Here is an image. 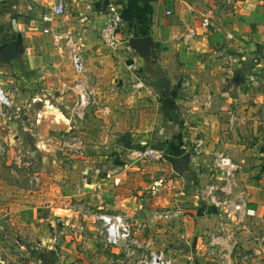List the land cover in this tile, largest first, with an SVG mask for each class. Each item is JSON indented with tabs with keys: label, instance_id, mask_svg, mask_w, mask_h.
Masks as SVG:
<instances>
[{
	"label": "crops",
	"instance_id": "crops-1",
	"mask_svg": "<svg viewBox=\"0 0 264 264\" xmlns=\"http://www.w3.org/2000/svg\"><path fill=\"white\" fill-rule=\"evenodd\" d=\"M66 2V13L45 23L41 16L52 0H0V43L22 42L17 58L0 62V82L23 107L20 117H0V140L8 143L0 159V198L13 197L0 216L15 225L19 244L26 240L28 253L54 250L62 264H140L149 251L108 246L95 217L85 221L88 244L79 251L70 222L81 220L73 205L83 201L94 214H124L139 241L151 239V250L173 264H264V0ZM111 3L124 17L116 48L101 36ZM45 26L73 34L98 91L99 104L81 116L74 114L78 76L71 50L61 42L60 51ZM188 33L193 50L183 43ZM138 37L150 38L149 53L131 46ZM70 128L83 134L85 154L57 165L56 134ZM163 141L173 143L174 160L189 154L185 172L196 177L187 183L181 176L178 193L161 187L175 171L171 159L139 157ZM216 153L241 166L234 188L244 190L256 210L259 243L209 200L210 187L223 185L212 167ZM41 170L40 188L25 192L27 176L32 180ZM169 209L181 214L165 217Z\"/></svg>",
	"mask_w": 264,
	"mask_h": 264
},
{
	"label": "built area",
	"instance_id": "built-area-1",
	"mask_svg": "<svg viewBox=\"0 0 264 264\" xmlns=\"http://www.w3.org/2000/svg\"><path fill=\"white\" fill-rule=\"evenodd\" d=\"M15 7V6H14ZM67 2L66 0H52L51 8L42 14V20L45 23H52L57 17L63 16L66 13ZM109 18L105 27L101 31V36L104 43L111 47L116 48L119 43L118 33L122 29L124 23V17L119 5L111 3L108 6ZM171 13L170 11L167 12ZM203 25H209V19H203ZM45 33H52L54 42L59 44L60 49L63 50V46L60 44L64 42L71 50V60L74 66L75 74L78 79L73 85V90L77 94L78 104L74 108V114L81 116L85 109L88 107H96L99 104L98 91L90 86V83L86 77L85 62L81 54V50L74 41L73 34L70 32H53V30L45 26ZM229 38H233V34H228ZM192 35L190 33L184 35L183 43L188 50H193L191 43ZM14 92L7 90L0 82V117L9 120L11 117H20L23 107L17 106L14 101ZM198 99V95L195 97ZM56 109V108H55ZM58 112L61 110L57 107ZM234 120V116L231 117V121ZM5 142V143H4ZM0 140V156L4 157L7 141ZM58 149L69 151L72 154L83 156L86 150V140L80 131L70 128L62 131L61 137L58 139ZM166 152L163 149L148 148L144 152L139 154V157L152 158L155 160H163ZM213 170L218 174L223 181L221 188L214 186L210 187L208 197L210 202L218 208L223 209L227 220L232 224L234 228H240L247 232V237L253 242H261V238L256 234L255 221L256 210L252 206L250 199L248 198L244 190L235 189L236 185L235 177L239 172L241 166L232 156L225 153H216L213 160ZM220 190L225 194L224 197L215 195V191ZM81 216L79 222H70V227L76 230L75 235L78 237L79 251L84 252L88 244V236L86 234L85 221L89 218L95 217L101 220L104 226L105 242L108 246H121L124 245L127 248L135 246L137 248L147 249L149 251L141 260L140 264H173V261L166 257L163 251L151 250L153 242L151 239L145 242H140L134 235L132 225L128 218L124 214L115 213H92L87 208L86 204L81 201L73 205ZM181 214L180 209H169L164 215L165 217H176ZM215 241L210 242L211 247H208V253L211 257H216L217 251L215 249ZM36 260L30 261V264H35Z\"/></svg>",
	"mask_w": 264,
	"mask_h": 264
},
{
	"label": "rangeland",
	"instance_id": "rangeland-1",
	"mask_svg": "<svg viewBox=\"0 0 264 264\" xmlns=\"http://www.w3.org/2000/svg\"><path fill=\"white\" fill-rule=\"evenodd\" d=\"M40 1H44V0H40ZM48 8H49V6L46 5L45 9H48ZM60 23H62L61 18L58 20L59 25H60ZM59 31L61 32V30H59ZM54 44L56 47H59V50L61 51L59 44H56L55 42H54ZM3 87L5 88L4 85H3ZM56 110H57V108H56ZM60 114H61V112H60ZM61 134H62V131L59 129L58 133L56 134L57 142L55 144V145H57V153H58L57 155L59 156L56 164L57 165H60V164L64 165L68 162H74L77 159H81L80 155H75L69 151H65V150L61 151L58 149V147H59L58 146V139L61 137ZM0 159H3L2 156H0ZM188 159L185 160V163H188ZM174 170L175 171L171 172L170 175L163 177L162 182L167 183V184L166 185L164 184L161 186L163 189L168 190V191H169V187H171L170 191L172 193H174V192L178 193L179 189L184 187L183 185L181 186V183H183L181 176L186 177L187 183L191 182V179H192V182H194V180L196 178L193 175L194 171H192V172L186 171L185 172V168L182 171H180V170L178 171V170H176V168ZM190 170H192V169H190ZM40 172L45 173L44 170L39 171L38 172L39 174L33 176L32 180H31L32 176H27V179L25 180V188L27 190H25V192H29L28 190L33 191L35 189L40 188L39 186L41 185V181H42V177H43ZM59 173H60V171H59ZM57 174L58 173L52 175L53 180H55V181L58 180L55 177ZM71 174H72V172H70V175ZM48 176H51V175L49 174ZM184 183H185V181H184ZM178 186H181V187H178ZM187 189L188 188L186 187L184 191H186ZM189 189H191V187ZM21 191L22 190H20L18 192H21ZM30 193H32V192L30 191ZM10 198L12 199L13 197L9 195V198H6V199L0 198V215L3 214L5 210H8L11 207V206H9ZM5 201H6V203H4ZM28 203H32V202H28ZM14 227H15V225H13V223L11 221H9L8 218H6V220H5V217L2 218L0 216V261H1V264H17V263L23 264V263H30V261H32V260H36L35 264H41L38 259L34 258V254L39 253L41 251L39 249L33 248V249H31L32 252L28 253L27 250H25V246H28L29 244L26 242V240L21 241L22 244H19L18 239L22 236L19 234V231H16L14 229ZM73 229L74 228H72V230ZM75 232H76V230H75ZM99 234H100L99 237L102 240H105L104 239L105 238L104 226L103 227L101 226ZM23 243H25L26 245H24ZM61 259H62L61 257H58L56 255V264H57V262H58V264H62V262L60 261ZM14 260H16V261H14ZM3 261L5 263H3Z\"/></svg>",
	"mask_w": 264,
	"mask_h": 264
},
{
	"label": "water",
	"instance_id": "water-1",
	"mask_svg": "<svg viewBox=\"0 0 264 264\" xmlns=\"http://www.w3.org/2000/svg\"><path fill=\"white\" fill-rule=\"evenodd\" d=\"M132 47L137 48L138 50L142 49L143 52L149 53V48L151 40L149 37H138L132 38L130 41ZM22 42L20 37L16 42H4L0 43V62L9 63L11 60L17 58L22 52ZM141 51V50H140ZM128 139V138H127ZM189 158V154H185L182 160H174L169 154H166L164 159H171V162L176 164V170L182 171L185 168V160ZM1 263V262H0Z\"/></svg>",
	"mask_w": 264,
	"mask_h": 264
},
{
	"label": "trees",
	"instance_id": "trees-1",
	"mask_svg": "<svg viewBox=\"0 0 264 264\" xmlns=\"http://www.w3.org/2000/svg\"><path fill=\"white\" fill-rule=\"evenodd\" d=\"M171 141H163L158 144L157 149H163L166 154H171V148H173ZM56 252L54 250L44 251L34 254V258L38 259L41 264H56Z\"/></svg>",
	"mask_w": 264,
	"mask_h": 264
}]
</instances>
